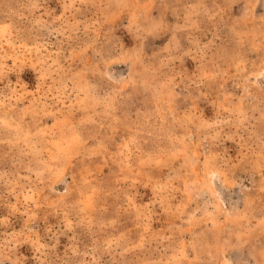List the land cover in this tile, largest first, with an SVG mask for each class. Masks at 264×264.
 <instances>
[{"label":"rangeland","instance_id":"374dc122","mask_svg":"<svg viewBox=\"0 0 264 264\" xmlns=\"http://www.w3.org/2000/svg\"><path fill=\"white\" fill-rule=\"evenodd\" d=\"M0 264H264V0H0Z\"/></svg>","mask_w":264,"mask_h":264}]
</instances>
